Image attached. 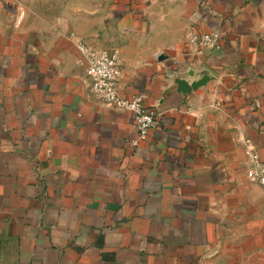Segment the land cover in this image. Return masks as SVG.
Listing matches in <instances>:
<instances>
[{
    "label": "crops",
    "instance_id": "1",
    "mask_svg": "<svg viewBox=\"0 0 264 264\" xmlns=\"http://www.w3.org/2000/svg\"><path fill=\"white\" fill-rule=\"evenodd\" d=\"M71 32L117 51V92L155 111L143 136ZM255 158L264 0H0V264H264Z\"/></svg>",
    "mask_w": 264,
    "mask_h": 264
},
{
    "label": "built area",
    "instance_id": "2",
    "mask_svg": "<svg viewBox=\"0 0 264 264\" xmlns=\"http://www.w3.org/2000/svg\"><path fill=\"white\" fill-rule=\"evenodd\" d=\"M71 36L75 38L77 49L85 57V71L94 95L132 111L135 129L139 136H143L155 123V111L146 106L142 93L124 97L117 92L116 80L120 73L117 51L95 47L78 38L73 32ZM189 40L202 47H214L217 45L218 33L216 31L192 33ZM254 160V164L247 170V175L264 185V162H259L256 158Z\"/></svg>",
    "mask_w": 264,
    "mask_h": 264
},
{
    "label": "water",
    "instance_id": "3",
    "mask_svg": "<svg viewBox=\"0 0 264 264\" xmlns=\"http://www.w3.org/2000/svg\"><path fill=\"white\" fill-rule=\"evenodd\" d=\"M208 74L203 73L199 78L187 80L183 77H175L174 82L176 84V90L182 93H186L197 86L204 84L208 79Z\"/></svg>",
    "mask_w": 264,
    "mask_h": 264
}]
</instances>
